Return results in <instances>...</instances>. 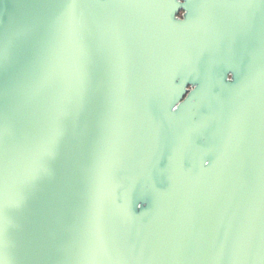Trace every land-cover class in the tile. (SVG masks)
<instances>
[{
  "label": "water",
  "instance_id": "95a60500",
  "mask_svg": "<svg viewBox=\"0 0 264 264\" xmlns=\"http://www.w3.org/2000/svg\"><path fill=\"white\" fill-rule=\"evenodd\" d=\"M101 2L125 6L74 12L86 28L89 87L103 84L100 135L62 206L51 208L50 183L19 193L5 264H93L91 213L105 196L112 258L98 264H264V0L206 12L194 7L200 0ZM59 3L0 0V40L11 45L0 64L3 104L41 70L44 53L32 43L41 20L52 40L49 59L61 69L22 113L25 130L12 138L9 156L13 177L57 109L71 123L78 108L76 52L61 53ZM190 129L199 146L178 152V137ZM56 167L59 183L65 161ZM118 204L128 222L115 213ZM236 248L245 250L240 259L232 257Z\"/></svg>",
  "mask_w": 264,
  "mask_h": 264
},
{
  "label": "snow or ice",
  "instance_id": "6c2138e0",
  "mask_svg": "<svg viewBox=\"0 0 264 264\" xmlns=\"http://www.w3.org/2000/svg\"><path fill=\"white\" fill-rule=\"evenodd\" d=\"M125 6L122 3L101 2V0H60L55 11L56 20L62 23V33L59 47L61 53L67 47L76 52L74 71L79 81L78 108L71 117V123L66 122L68 113L58 108L55 117L48 121L40 132L38 140L30 148L28 166L19 177H13L10 171L9 156L13 150L12 138L25 130V119L22 113L25 108L39 97L45 89L54 87L60 74L59 59H49L51 41L49 27L46 20H41L32 37V43L43 53V61L39 73H32L27 77L23 88H18L11 96L7 105L0 100V264H5L6 241L10 230V213L22 206L23 200L19 197L21 191H31L43 183L53 185L48 193L49 203L53 210L62 206L71 195L72 186L77 175L79 161L82 156L91 151L100 135V121L105 109V95L103 84L98 83L90 88L91 71L85 58L87 56V43L85 37V24L74 16L77 8H106ZM142 6H150L149 4ZM257 5L254 0H241L239 3H225L223 0H200L194 7L208 10L216 7L253 8ZM207 15L201 17L206 22ZM10 44L0 40V64L6 63L10 58ZM229 61L224 59L221 63ZM228 70L227 67L224 69ZM120 87H123L121 80ZM199 134L196 129H190L177 139L178 152L196 149L199 146ZM65 161V176L56 183L57 163ZM203 159V157H202ZM111 179L110 170L105 171V181ZM106 198V196H105ZM105 198L92 208L91 229L92 248L91 260L93 264L111 259V251L105 240ZM115 213L128 222V217L122 204L115 205ZM245 250L236 248L232 250L234 259L242 258ZM224 250L217 254L222 258Z\"/></svg>",
  "mask_w": 264,
  "mask_h": 264
}]
</instances>
